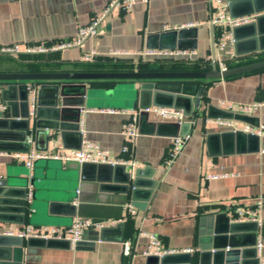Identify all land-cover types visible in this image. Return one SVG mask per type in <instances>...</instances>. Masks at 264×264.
<instances>
[{"label":"crops","instance_id":"obj_1","mask_svg":"<svg viewBox=\"0 0 264 264\" xmlns=\"http://www.w3.org/2000/svg\"><path fill=\"white\" fill-rule=\"evenodd\" d=\"M107 1L0 0V47L16 45L23 51L14 56L0 55V72L203 70L211 66L208 60L212 50L221 59H228L213 45L209 24L210 0H134L135 3L127 11H111L100 24L98 33L81 46L24 52L28 48H49L71 38L77 28L89 23ZM226 1L231 5L228 11L233 16L255 15L252 21L236 26L232 31L235 40L233 51L238 57L236 64L264 59V10H253L246 14L248 9H253L252 0ZM257 17L258 25H252ZM181 29L185 33L179 40L172 35V31ZM251 33L255 35L254 41L250 39ZM177 41L182 45L181 48L192 49L195 54L189 58L173 59L109 55L112 51L160 48ZM90 49L99 53L98 58L93 62L82 61V54ZM108 83L100 81L92 86L106 88L111 84ZM187 89L192 90L191 87ZM2 90H7V99L3 100L6 109L0 112V126L4 125L3 118L11 114L20 116L24 109L11 100L14 94H18L17 90L8 89L7 83L0 82V97ZM220 101L231 103L232 108L226 109ZM253 101L262 104L250 113L238 111V103ZM208 105L220 111L245 114L257 123L264 124V68L203 83L200 105L194 109V119L188 117L185 122L184 129L190 137L168 169L163 166V159L175 127L173 121L150 112L148 109L153 106L145 109L148 113L142 115L139 121L138 108L84 107L79 121L80 144L77 133L72 130H65L64 136L50 131L48 138L33 130L27 136V140L30 138L27 151L67 153L71 149L81 148L82 141L86 140L106 150L110 158L133 160L136 166L124 163L122 169L109 172L87 167L83 180L78 178L74 163L66 164L65 161L51 158L55 162L53 166H47L44 162L33 166L43 184L41 195L36 200L38 209L42 210L44 198L47 193L50 194L57 205L55 211L48 214L53 222L36 218L17 223L15 221L20 216L12 203L0 209V234L3 227L22 224L65 229L75 216L94 221L113 219L123 225L106 227L108 229L100 238L98 230L87 229L82 242L76 247L42 241L23 244L19 264H157L152 257L143 254L147 244L142 234L145 232L155 233L165 247L178 253L186 248L192 249L190 264H198L200 236L208 234L215 218L219 224L226 217L234 221L233 206L252 208L258 197H262L263 202L259 212L262 226L256 231V236L262 241V248L257 256L259 264H264V137L236 136L232 133L234 128L250 123L235 118L209 117ZM109 109L118 112H108ZM130 112H137V128H140V132L123 153L125 140L120 129ZM219 120L232 121L233 126L219 123ZM18 138L16 129H0V179L15 187L23 183L28 172L25 165L12 156L15 149L22 147ZM76 145L79 147L75 148ZM136 168H142L145 174L138 176L135 202H143L148 181H153L154 188L147 202L144 201L145 207L139 209L133 206L135 211L128 215L124 205L131 201L130 181L127 193L123 188L128 174L129 180L135 178ZM222 173L228 175L205 178ZM65 199H70V203L75 205L76 214L71 218L61 211V201ZM44 213L47 214V211ZM125 241L131 248L129 256L123 254ZM8 254L4 262L14 264L10 247ZM246 256V263L253 264V253H247ZM173 260L170 259L168 264H183V259H177L178 262Z\"/></svg>","mask_w":264,"mask_h":264},{"label":"water","instance_id":"obj_2","mask_svg":"<svg viewBox=\"0 0 264 264\" xmlns=\"http://www.w3.org/2000/svg\"><path fill=\"white\" fill-rule=\"evenodd\" d=\"M253 9H248L245 13L261 12L264 10V0H252ZM228 8L231 5L228 3ZM231 15L232 13L229 12ZM261 19V17H260ZM252 25H258L259 17ZM234 27L232 31L235 29ZM185 33L184 29L179 31H172V35L179 39ZM250 39L254 41V33L249 34ZM178 42V41H177ZM235 43V42H234ZM193 47V45H190ZM148 47H153L148 45ZM181 48L180 42L165 45L160 48ZM159 48V47H153ZM253 51V50H252ZM254 52V51H253ZM214 53V50H212ZM237 54V53H236ZM254 54V53H253ZM264 68V59L240 63L233 66H228L225 69H219L215 64H211L209 69L203 70H126V71H56V72H0V82L8 84V89L17 90L18 94H14L11 100L21 107H24L23 113L20 116L11 114L9 117L3 118V130H15L18 132V140L22 143V147L15 149L16 152L27 151L30 147V142L27 136L34 130L35 133H43L46 138L50 131L54 133L59 132L61 136L65 135V130H72L77 133L79 137L78 144L81 142V132L79 130L80 112L84 107H105V108H124L135 109L138 108V121L142 115L148 112L145 110L150 106L166 107L179 109L186 117L194 119V109L200 105V97L203 89V83L213 81L221 78H227L234 75L247 73L254 70ZM100 81L110 82V86L106 88L92 86L93 83ZM35 87L36 90V105L33 115H29L28 89ZM191 87L192 90L187 88ZM7 90L1 91V99L5 100ZM16 101V102H15ZM207 115L214 118H235L241 119L245 122L257 126L259 123L245 114H238L233 112L220 111L213 108L211 105L207 106ZM68 114H70V119ZM137 121V123H138ZM175 127L171 137L178 134L186 133L184 129L186 123L173 122ZM16 126V127H14ZM140 132V128H137ZM236 136L248 135L257 138L258 135L253 133H245L241 130H234L232 132ZM76 145L75 148H78ZM40 162L46 163L47 166H53L51 158L36 159L33 166H39ZM67 163H74L78 169V178L84 179L87 167L96 168L98 171H115L122 169L123 164H109V163H77L74 161H67ZM145 170L136 168L135 178L129 180L128 174L125 181L123 191L127 193L128 182L130 181L131 195L130 204L136 208L143 209L150 197L154 183L148 181L146 184L147 191L143 202H135L134 192L138 187L139 177L144 175ZM125 173V172H124ZM23 180L22 184L18 186H11L6 184L5 180L0 179V209L7 207V205L14 203L15 211L18 212L19 219L15 222L24 223L25 220L32 219L45 220L46 222H53L50 212L55 211L56 202L51 198L50 194H46L42 205V210L38 209L39 205L36 203L37 197L41 195L40 176L38 172L32 169L31 177ZM139 176V177H138ZM28 186L32 188L31 198L26 200L28 193ZM71 197H74L73 195ZM62 212L69 218L74 216L75 205L70 203V199L61 201ZM46 204V205H45ZM126 204V203H125ZM46 206V209L44 207ZM57 206V205H56ZM47 211V214L44 212ZM59 211V210H58ZM39 214H43L40 215ZM45 214V215H44ZM49 216V217H48ZM47 218V219H46ZM212 228L203 235L199 240L200 252L198 256V264H247V253L252 252L254 255L253 264H259L257 251L254 247L256 240L257 224L254 221H231L229 218H223V222L217 223L215 218ZM52 220V221H51ZM44 222V221H43ZM122 222H117L116 227H121ZM108 229L106 227L97 231L99 238L102 237L103 232ZM247 233L245 235L244 233ZM32 241H42L43 243H66L64 239H42V238H26L22 239L17 236H9L0 234V264H6L9 257V247L13 254L14 264H19L20 252L23 244H28ZM82 242L78 241L74 244L76 247ZM6 253V254H5ZM191 253H168L161 256L149 255L157 264H168L170 259L178 262L177 259H183V264L191 263ZM251 260V261H252ZM252 264V263H251Z\"/></svg>","mask_w":264,"mask_h":264},{"label":"built area","instance_id":"obj_3","mask_svg":"<svg viewBox=\"0 0 264 264\" xmlns=\"http://www.w3.org/2000/svg\"><path fill=\"white\" fill-rule=\"evenodd\" d=\"M147 2V0H141ZM134 0H109L101 9V11L95 15L89 23L85 25H80L75 34L69 38L57 42L52 47H37L28 48L24 52H42L46 50H55L62 48H69L74 46H81L85 41L92 38L98 33L100 24L104 21L106 16L113 10L116 11H127L133 4ZM211 3V16L209 19V24L211 26V35L213 38V45L217 50L223 52V54L228 56L227 60L221 59L219 54L212 53V56L208 60L209 63L215 64L219 69H225L229 64L238 62V57L233 51L234 37L232 29L236 26L248 23L252 21L255 15H242L233 16L228 11V2L226 0H210ZM23 51L16 45H8L0 47V55H18ZM195 54L192 49L185 48H145L138 51H112L109 55H134V56H152L158 59H173V58H183L191 57ZM99 56V53L95 49H90L86 53H83L81 60L84 62H93ZM36 90L35 87H30L28 89L29 97V115H33L35 105H36ZM220 104L226 109H231L232 104L226 101H220ZM261 102L253 101L250 103H238L237 109L242 113H250L253 110L258 109L261 106ZM6 109L4 101L0 97V112ZM154 115L169 121L176 122L178 124L185 123L188 121L183 112L179 109L166 108V107H150L148 109ZM108 112H118V110L109 109ZM125 111H122L124 113ZM219 123H224L233 126L232 121L219 120ZM241 130L245 133H253L258 136L264 137V124H258L257 126H252L250 124H243L239 128H234V130ZM121 135L124 137L125 144L122 147V152L125 153L128 150L129 145L133 144L135 138L138 135L137 131V112H130L129 117L125 119L121 124L120 129ZM190 137L189 132L178 134L177 136L170 138L169 147L167 153L163 159V166L168 169L175 162L176 158L181 152L182 147ZM30 142V138H28ZM12 156L22 162L28 171V177H31L33 163L36 159L40 158H54L61 161H74L79 164L84 162L91 163H109V164H129L132 167L136 166L133 160H125L122 158H110L107 151L101 149L98 145L90 143L89 141H82L81 148L71 149L67 153H56L48 154L41 153L36 150H29L27 152H14ZM228 174L222 173L220 175H207L205 178H215L217 176H227ZM28 193L26 200L29 201L31 198L32 188L28 186ZM263 202L262 197H258L252 208H244L241 206H233L232 208V218L234 221H254L257 224V232L262 226V219L259 215L260 208ZM125 209L128 215L133 213L135 210L131 204H125ZM127 215V216H128ZM117 223V220L105 219L101 221H94L89 218H82L75 216L71 224L63 229L55 226H40L36 227L30 224L13 225L3 227L1 234L9 236H17L22 239L34 237L42 239H64L69 242L70 245L74 246L75 243L81 241L84 235V231L87 229L99 230L104 227H108ZM146 239V248L143 254L146 256L155 255L161 256L168 253L178 252L173 249L165 247L160 240V238L155 233H142ZM254 247L258 253L262 248V241L260 237L256 236ZM182 252H192V249L186 248ZM123 254L125 256L131 255V248L127 241L123 242Z\"/></svg>","mask_w":264,"mask_h":264},{"label":"trees","instance_id":"obj_4","mask_svg":"<svg viewBox=\"0 0 264 264\" xmlns=\"http://www.w3.org/2000/svg\"><path fill=\"white\" fill-rule=\"evenodd\" d=\"M233 65H236V64H229V66H233ZM110 83V82H109ZM109 83L107 85H109Z\"/></svg>","mask_w":264,"mask_h":264},{"label":"rangeland","instance_id":"obj_5","mask_svg":"<svg viewBox=\"0 0 264 264\" xmlns=\"http://www.w3.org/2000/svg\"><path fill=\"white\" fill-rule=\"evenodd\" d=\"M250 62V61H249ZM210 67V66H209Z\"/></svg>","mask_w":264,"mask_h":264}]
</instances>
